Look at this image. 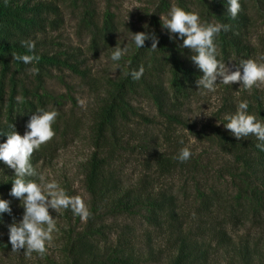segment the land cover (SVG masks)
Masks as SVG:
<instances>
[{
  "label": "trees",
  "instance_id": "1",
  "mask_svg": "<svg viewBox=\"0 0 264 264\" xmlns=\"http://www.w3.org/2000/svg\"><path fill=\"white\" fill-rule=\"evenodd\" d=\"M241 11L235 19L229 17L226 0H176V6L199 13L202 21L229 25L215 42L218 59L238 63L242 59L264 62V0H240ZM167 3H161L166 13ZM49 8H28L17 0H0V127L1 143L19 122H28L37 109H44L52 97L43 89V79L49 69H66L84 77L85 72L66 60L43 56L34 49L28 53L20 45L42 28L40 18ZM83 22L90 27V46L93 53L113 39V15L105 12L101 25L93 22V13L85 10ZM160 22L153 23L151 34L158 37V50L152 51L151 41L127 58L126 67L115 80L107 83L106 99L92 128L94 152L87 163L85 189L92 198L90 216L80 232L67 233L63 249V264H137L135 244L121 232L116 246L105 256H97V242H106L113 227L106 220L140 219L151 229L146 234L147 245L164 240L165 252L171 255L169 264H206L213 242L229 240L227 231L249 223L264 224V151L251 134L236 140L223 126H211L195 131L182 118V109L197 94L195 81L202 73L189 59L188 49H180L182 41L170 40L159 31ZM259 28H262L260 32ZM14 54H35L38 62L25 65L13 59ZM130 61V64L128 63ZM123 65V64H122ZM144 67L140 80L126 75L131 70ZM37 68L33 75L30 68ZM26 83L31 87H27ZM221 113H234L241 100L249 103V113L264 122V85L253 88L251 93L239 88V84L224 86ZM22 97L18 102L16 97ZM148 103L155 111L156 119L139 112L138 106ZM147 128L163 127L160 141L167 147L158 148L159 138H147V133L128 131L132 124ZM185 129L197 142L207 145L205 153L195 155L185 163L174 157L182 147L172 132ZM136 142L130 144L125 136ZM161 143V144H162ZM42 148V147H41ZM208 150L216 152L217 167L207 160ZM121 152L142 155L145 174L133 188L122 183L123 163ZM206 158V160H204ZM119 161L118 164L115 162ZM2 162H0V165ZM11 179L0 181V199L10 202L17 198L9 195ZM30 179V178H29ZM0 216V233L8 217ZM0 249H11L9 242L0 240ZM157 255L149 251L148 258L156 261ZM146 258V259H148Z\"/></svg>",
  "mask_w": 264,
  "mask_h": 264
},
{
  "label": "rangeland",
  "instance_id": "2",
  "mask_svg": "<svg viewBox=\"0 0 264 264\" xmlns=\"http://www.w3.org/2000/svg\"><path fill=\"white\" fill-rule=\"evenodd\" d=\"M167 3L169 8L176 6V0H17L19 5L26 4L28 8L45 6L49 8L43 11L41 19L42 28L37 31L31 40L35 42L37 52L55 60H66L85 72L84 77L75 75L66 69L52 68L48 76L43 79V89L52 97L45 106V110L58 112L53 129L55 136L42 145L39 151H34L31 163L45 181L55 180L70 196H80L89 211L92 207V198L85 189V176L87 163L89 162L94 148L92 146V128L96 116L105 102L107 83L115 80L122 72V66L127 65L123 59L135 51L131 42V31L151 33L154 20L160 21V16L166 15L161 12V3ZM85 10L93 13V22L101 25L103 15L109 12L113 15L114 31L113 39L106 46H101L93 53L90 46V27L83 22ZM128 20L126 21V19ZM126 21V22H125ZM159 25V24H158ZM147 26V27H146ZM163 35L169 36L166 29L158 26ZM262 32V28H259ZM128 45L127 54L119 62L110 59L116 45L121 47ZM117 64L120 65L119 69ZM123 64V65H122ZM27 87L29 86L26 83ZM223 85H218L215 93L197 94L182 109V118L195 131L207 129L211 126H221L220 120L224 118L221 113L224 98ZM84 101V107L78 104ZM141 114L156 119L158 124L161 120L156 118L154 109L148 103L138 106ZM26 123H18L14 130L23 135ZM4 120L0 118V127ZM163 127L147 128L131 125L128 131L135 133H147V138H159L158 148L163 151L167 147L160 141L159 131ZM13 131V129H12ZM172 137L183 140V144L194 152L195 155L205 153L206 144L197 142L185 129H177L171 134ZM134 144L136 141L128 134L125 141ZM2 141L0 140V143ZM162 143V144H161ZM123 165L122 183L123 187L133 188L145 174L142 155L129 152H121ZM207 160L217 167L216 152L208 150ZM206 160V158L204 159ZM119 161L115 162L118 164ZM13 170L7 168L3 163L0 165V181L12 178ZM30 179H37L32 177ZM39 182V180H37ZM11 214L5 220L0 233V240L8 242V225L13 220L19 221L22 217L23 208L20 201L13 203ZM50 214L57 221L59 231L54 233V239L44 255L35 252L26 256L21 249L20 253H13L11 249H0V264H63V249L69 231L80 232L84 229L87 220H81L73 216L70 210H62ZM113 231L108 233L106 242L98 241L96 254L105 256L117 244L118 235L123 232L128 239L134 241V253L138 257L137 264H169L171 255L165 252L164 240L157 239L152 242L153 249L147 245L146 234L151 229L135 218L134 220H106ZM229 240L213 242L210 249V257L206 264H264V224L255 226L246 223L242 227L227 231ZM11 246V245H10ZM149 251L157 255L155 262L148 258ZM148 258V259H146Z\"/></svg>",
  "mask_w": 264,
  "mask_h": 264
},
{
  "label": "clouds",
  "instance_id": "3",
  "mask_svg": "<svg viewBox=\"0 0 264 264\" xmlns=\"http://www.w3.org/2000/svg\"><path fill=\"white\" fill-rule=\"evenodd\" d=\"M227 13L235 19L241 11L240 0H226ZM128 18L126 19V21ZM125 21V22H126ZM161 27L167 30L170 40L182 41L178 44L180 49H188L191 53L189 59L202 75L195 81L197 90L201 94L215 93L218 85L232 86L239 84L245 92L251 93L255 87L264 85V62L253 59H242L238 63H225L219 60L216 37L222 31L226 32L229 25L223 23H207L202 21L199 13L186 11L179 6H172L164 16H160ZM147 27V26H146ZM131 33V42L136 50L142 49L146 41H151L152 51L158 50V37L146 32ZM20 45L28 53H34L35 42L21 40ZM110 59L119 62L129 48L126 43L113 47ZM13 59L25 65L38 62L39 57L35 54H14ZM130 64V61H128ZM120 65L117 64L119 69ZM33 75L38 69H29ZM144 74V67L126 73L133 80H140ZM22 102V97H16ZM84 107V101H78ZM249 103L241 100L234 113L224 116L223 126L236 139L241 140L251 134L259 142L257 147L264 151V122L250 114ZM58 112L55 110L37 109L26 123V130L20 135L14 130L7 134L6 141L0 143V162L13 170L11 179L12 187L9 195L17 198L23 208L22 217L19 221L13 220L8 225V242L11 252L20 253L24 250L26 256L36 253L44 255L54 239V233L59 231L57 221L50 214V210L60 213L62 210H70L73 216L81 220H87L90 211L80 196H70L55 180L45 181L34 169L31 157L34 151H39L55 136L53 124ZM183 144V140L180 141ZM192 156L188 147L179 149L174 157L179 163L187 162ZM36 177L37 179H29ZM39 180V182H37ZM10 202L0 199V216L4 213L11 214Z\"/></svg>",
  "mask_w": 264,
  "mask_h": 264
}]
</instances>
